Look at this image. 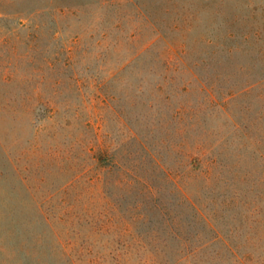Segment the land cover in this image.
<instances>
[{"label": "rangeland", "instance_id": "374dc122", "mask_svg": "<svg viewBox=\"0 0 264 264\" xmlns=\"http://www.w3.org/2000/svg\"><path fill=\"white\" fill-rule=\"evenodd\" d=\"M215 152L264 178V0H0V264H264V186L234 206Z\"/></svg>", "mask_w": 264, "mask_h": 264}, {"label": "trees", "instance_id": "16d2710c", "mask_svg": "<svg viewBox=\"0 0 264 264\" xmlns=\"http://www.w3.org/2000/svg\"><path fill=\"white\" fill-rule=\"evenodd\" d=\"M139 55V54H138ZM137 55V56H138ZM49 111V108L43 104L39 105L35 112H37L39 115L43 116L44 113H47ZM134 140H136L139 143L140 150L146 157H149L150 153L148 151V147L145 145V142H143V138L139 137L138 133H134ZM138 151V152H139ZM122 156L116 154V149H113L111 146H106V147H100L98 146L96 151H94L93 154V160L96 162L97 166L104 169L105 172H112V171H118L119 174H124L125 176L127 175L130 178L129 184L130 187L133 186H138L140 187L141 191L145 194L152 195L154 194L153 187L150 185L148 178L146 175H144V167L142 166V163H144L145 158L141 160L140 163H138L139 156L137 153V157L132 160V162L135 164L134 166H130L127 164V162L124 160L127 159V156L124 154H121ZM205 155V154H203ZM141 156V154H140ZM224 152H215L214 156L212 159L207 160V162H203V160L198 159L195 161V170L197 171L198 175L201 176L205 181L210 182L213 181L216 183V185H219L220 183H223V185H227L229 188H233L234 193L232 194V199L231 203H234V206L238 207L243 204L251 207L254 205L255 209L257 211V206L255 205L256 203L254 202H247L246 199L248 200L251 195L250 193L254 192L257 190V187L259 186H264V178H261L260 180L251 183L250 187L246 184L248 183V177L247 175L242 178L240 175L236 179L235 176L230 177L228 174L231 172L229 164L227 162L224 163ZM262 156V160L264 161V155ZM240 158V156H239ZM238 162V161H237ZM236 162V163H237ZM240 162V161H239ZM157 166L159 163H155ZM240 164V163H238ZM236 168V167H235ZM241 170V169H240ZM242 178V179H241ZM124 180L119 181V184L122 185ZM241 184H246L247 188L250 190L246 189L245 192H243V189H241V186H238ZM183 195H184V201L188 205H193L190 203L189 197L186 196V193L184 192L183 189ZM261 196L258 195L256 201H260ZM245 200V202L243 201ZM253 207V206H252ZM206 208L203 205H200L195 202V212L196 215L199 217L200 221L204 222V224L209 227L210 229L213 228L212 221L209 217L206 216L205 213ZM255 211V212H256ZM251 242V241H247ZM213 245H220L222 246L226 252L232 254L233 258L236 260H240L238 263L237 261L235 262L236 264H241L243 261L250 260V256H245L240 253V249L238 246L235 244H232V241H209L206 243H203L201 245L202 249H209L213 247ZM261 260V259H260ZM244 263V262H243Z\"/></svg>", "mask_w": 264, "mask_h": 264}]
</instances>
